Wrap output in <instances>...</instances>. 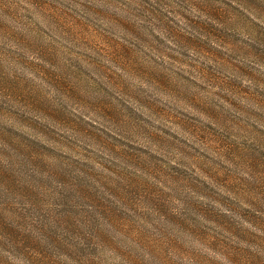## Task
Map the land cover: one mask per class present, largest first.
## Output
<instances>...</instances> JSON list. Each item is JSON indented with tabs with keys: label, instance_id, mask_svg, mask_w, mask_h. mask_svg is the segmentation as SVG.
Instances as JSON below:
<instances>
[{
	"label": "rangeland",
	"instance_id": "rangeland-1",
	"mask_svg": "<svg viewBox=\"0 0 264 264\" xmlns=\"http://www.w3.org/2000/svg\"><path fill=\"white\" fill-rule=\"evenodd\" d=\"M0 161L85 228L58 264H232L198 206L264 195V0H0Z\"/></svg>",
	"mask_w": 264,
	"mask_h": 264
},
{
	"label": "trees",
	"instance_id": "trees-1",
	"mask_svg": "<svg viewBox=\"0 0 264 264\" xmlns=\"http://www.w3.org/2000/svg\"><path fill=\"white\" fill-rule=\"evenodd\" d=\"M17 145L20 148L19 142ZM37 177L43 182L34 172L16 174L0 161V264H58L62 252L76 254L82 240H88L79 220L69 217L70 205L57 210L60 204L39 201L38 188L31 184ZM206 189L200 196L206 203L198 206L199 217L237 239L223 246L222 257L232 264H264V195L262 199H246L230 192L222 195L209 186ZM244 225L257 229L258 248L238 252L235 246L240 240L253 242L252 234L248 238L244 235ZM99 227L98 233L103 225Z\"/></svg>",
	"mask_w": 264,
	"mask_h": 264
}]
</instances>
